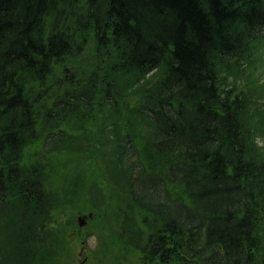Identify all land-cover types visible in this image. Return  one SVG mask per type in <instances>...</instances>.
Listing matches in <instances>:
<instances>
[{
    "label": "trees",
    "instance_id": "obj_1",
    "mask_svg": "<svg viewBox=\"0 0 264 264\" xmlns=\"http://www.w3.org/2000/svg\"><path fill=\"white\" fill-rule=\"evenodd\" d=\"M263 53L264 0H0V264L76 211L95 264H264Z\"/></svg>",
    "mask_w": 264,
    "mask_h": 264
},
{
    "label": "rangeland",
    "instance_id": "obj_2",
    "mask_svg": "<svg viewBox=\"0 0 264 264\" xmlns=\"http://www.w3.org/2000/svg\"><path fill=\"white\" fill-rule=\"evenodd\" d=\"M262 78H264V75ZM257 141V146H264V140L257 139ZM101 187L104 189L103 184H101ZM92 203L95 202L92 201ZM73 214L75 227H72V219L69 214L59 216L60 227L65 231L64 234L67 238V246L69 247L68 253L65 255L64 264H95L93 256L97 249H99V233L95 234V228L91 223H88L87 218L85 219V225L82 228L78 227L77 218L88 215V212L79 213L76 211ZM99 214L105 215L103 212ZM101 231L102 229L99 232Z\"/></svg>",
    "mask_w": 264,
    "mask_h": 264
},
{
    "label": "water",
    "instance_id": "obj_3",
    "mask_svg": "<svg viewBox=\"0 0 264 264\" xmlns=\"http://www.w3.org/2000/svg\"><path fill=\"white\" fill-rule=\"evenodd\" d=\"M86 217L87 218H91L92 217V214L89 213L87 216H83V217H78L77 218V223H78V226L79 227H83L85 225V223H86L85 218Z\"/></svg>",
    "mask_w": 264,
    "mask_h": 264
}]
</instances>
